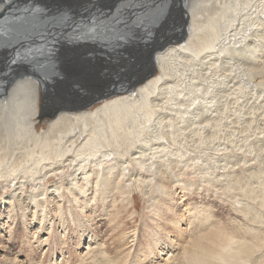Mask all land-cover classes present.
<instances>
[{
    "label": "bare ground",
    "instance_id": "6f19581e",
    "mask_svg": "<svg viewBox=\"0 0 264 264\" xmlns=\"http://www.w3.org/2000/svg\"><path fill=\"white\" fill-rule=\"evenodd\" d=\"M193 148L198 181L184 180ZM206 183L228 191L256 243L188 202ZM131 189L151 198L145 233L107 210ZM98 218L119 231L115 252L92 230ZM18 226L26 235L8 257ZM69 233L80 264H172L181 253L182 264L257 263L264 0H0V264H65Z\"/></svg>",
    "mask_w": 264,
    "mask_h": 264
},
{
    "label": "rangeland",
    "instance_id": "374dc122",
    "mask_svg": "<svg viewBox=\"0 0 264 264\" xmlns=\"http://www.w3.org/2000/svg\"><path fill=\"white\" fill-rule=\"evenodd\" d=\"M45 124L46 123H43L44 126H45ZM197 149H194V148L190 149L189 152H190L191 156H188L184 160L185 162L188 163V164L185 163L187 168L185 170L186 174L184 176V180H193V181L199 180V176L197 173L200 172L199 170H200L201 161H199L198 158L195 157L196 154L197 155L200 154L198 152L199 150H197ZM195 151H197L198 153ZM206 157H204L203 162L211 168V172L212 171L214 172V168H213L214 167V160H215L214 156H212V158L208 157V156H206ZM175 158L177 159L176 156H175ZM210 161H212V162H210ZM144 175L147 176L146 174H144ZM59 179H60L59 176L50 178L49 180H47V183H48L47 186L48 185L51 186L53 183L58 182ZM124 183H125V181H124ZM204 186H205L204 191H201L199 194H197V193L194 194V191H192L193 195H190L187 198L188 202L191 203L194 208H199V207L200 208H208L210 210V213H211V216L213 219V223H212L213 226H219L220 228L226 229V231H228L232 234H236L239 237V239H241V240L246 239V241H248L250 244L256 243L254 241V239H255L254 235L246 232L247 222L245 221L244 217L238 212V210H236L234 208L235 207L234 202L231 198V195L228 194V191L223 190V191L217 192L215 189L216 185H214V184H212L209 187V185L206 183V184H204ZM206 189H210V190L208 192H206ZM113 196H115V197H113ZM120 197H122V198H120ZM112 199H114V200H112ZM109 200H108V204H107L108 205L107 210L110 211L109 213H111V214L116 213V210H119V213L122 217L123 222L122 223L120 222L121 230H124L125 228H128L131 231L138 229V231H141V233H145L147 230H150L149 223H151V222L149 219L153 215L152 213H150V212H152L153 209L149 208L150 204H151V198L149 196L145 195V191H143L142 189H141V192H140V189H135V190L131 189L130 191H123V193H117L115 195H112V197H109ZM176 201H178V199H176ZM179 202L180 201H178V204H179ZM62 204H63V209L68 207L66 202H63ZM157 206L159 209H163L162 204H159ZM97 208H100V207L98 206ZM64 210L66 211L67 208ZM132 213H134V215H133L134 219L133 220H131V217H130V215ZM66 214H68V213H66ZM66 214H64V220L68 223V226L70 225L71 228L70 227L69 228H70L71 232H73V230H74L73 220L75 221V219L72 220V217H70L69 215H66ZM57 215L58 214H56V213L52 214V221H58V219H60L57 217ZM168 215H169V213L163 212L162 218L163 219L170 218L171 216L170 215L168 216ZM70 219H71V221H70ZM99 219L100 218H98L96 220L95 224H93L92 230H94L96 234L99 233L98 236L106 242L107 246L110 247L109 248L110 252H115V247L119 241H117V240L115 241L114 239H115V236L119 234V231L115 233L111 230L112 228H110V226H109V223H110L109 219H106V220H99ZM103 219H105V218H103ZM244 222H245V224H244ZM165 227L168 230L172 231V237H175V241L178 242V243H176L177 245H180L179 243L184 242L183 237L178 236V233L176 232L175 229L171 228L170 226H166V225H165ZM184 228L187 229L186 226H184ZM237 230H239V231H237ZM16 233L18 236L17 240L14 241V243L12 242L6 248V251H7L6 256L9 255L8 257H10V256L12 257V255H14L15 250L17 251V249L19 248L20 238H22L26 235V233H24L23 230L19 226H18V228H16ZM72 235L73 234L69 233V237H70L69 239L70 240H69L68 245H70V247L66 245L67 248H64L65 250L68 249L69 250L68 253L71 254L70 256L67 255L68 259L66 260L67 263L65 262V264H80L81 263L79 261L80 255L78 253L83 252L84 250H82V247H80L81 249L79 248V246H78L79 241H76L77 236L75 239L74 235L73 236ZM140 239H142V242L144 243L143 238L141 236H140ZM17 241H18V243H17ZM76 242L78 244H76ZM52 244H53L52 248H54V249L51 248V250L53 251V253L57 254V253L63 252L62 247L60 250L57 249V247L60 248L59 243H56L57 245L54 243H52ZM185 245L186 244H184V246ZM137 247H138L137 241L131 242V243L129 241V245L126 247L127 249L131 248L130 249L131 255L129 254V257H133V255L137 254L136 253ZM78 248H79V250H78ZM32 250L33 251H31V253H29V258L30 257L31 258L32 257L33 258L34 257L40 258V253H39V251H37L38 249L35 246H33ZM123 251H124V249L122 248L121 252H123ZM182 251H183V249L181 250V252ZM83 253H85V251ZM129 253H130V251H129ZM179 257H180L179 259L181 262L179 260L176 262L174 261L176 264H182L183 263L184 254L181 253V255ZM21 260H24V258H21ZM255 261H257V263H255V264H264V249H262L261 251H258L255 254ZM174 262L172 264H175ZM83 264H88V263H83ZM92 264H97V262L92 263Z\"/></svg>",
    "mask_w": 264,
    "mask_h": 264
}]
</instances>
